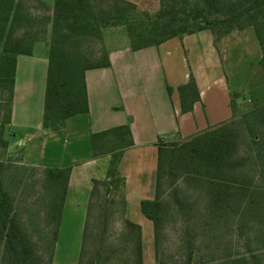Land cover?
I'll use <instances>...</instances> for the list:
<instances>
[{"label": "rangeland", "instance_id": "1", "mask_svg": "<svg viewBox=\"0 0 264 264\" xmlns=\"http://www.w3.org/2000/svg\"><path fill=\"white\" fill-rule=\"evenodd\" d=\"M99 1L112 3L94 0ZM220 1L225 7L215 11L204 0H159L164 11L161 17L156 16L159 8L144 16L145 11L130 7L122 24L102 26L97 36L71 34L67 40L73 53L89 62H100L106 54L103 28L122 25L126 31L130 27L134 36L140 33L145 38H160L170 28L183 27L181 37L189 35L184 45L190 62L193 48L201 53L205 67L216 58L237 109L226 120L232 133L229 161L237 162L227 169L228 179L247 187L246 199L241 203L235 199L230 210L212 213L207 183L185 173L178 150L167 151L160 175L162 209L156 245L152 232H147L148 224L139 223L144 232L143 264H264V72L256 33L258 30L264 40V12L246 9L252 0ZM53 7L54 0H12L3 32L7 43L17 41L24 49L44 41L49 47L56 38L52 32ZM240 12L243 28L225 33L219 19ZM232 31L237 32L227 35ZM208 37L213 39L212 48ZM8 97V88L0 87V179L11 199L13 215L45 263L75 264L82 234L75 232L74 224H64L50 261L59 200L47 185L45 166L36 161L50 160V149L46 155H24L23 145L13 143L12 129L5 123ZM111 136L115 140V135ZM125 136L121 144L114 140L107 143L108 150L124 146ZM63 142L60 149L67 144ZM171 159L176 162L173 168ZM92 208L91 232L82 248L81 264H134L132 241L123 238L127 228L120 212V192L112 189L104 194L101 188ZM141 215L139 207L130 206V220L138 223Z\"/></svg>", "mask_w": 264, "mask_h": 264}, {"label": "crops", "instance_id": "2", "mask_svg": "<svg viewBox=\"0 0 264 264\" xmlns=\"http://www.w3.org/2000/svg\"><path fill=\"white\" fill-rule=\"evenodd\" d=\"M128 1L145 12H155L160 4L159 0ZM187 36L133 49L124 26L103 28L102 42L109 63L86 70L88 109L68 117L57 130L42 126L47 44L36 41L30 54L17 55L9 123L13 143L23 145L24 155H46L50 149V160H36L44 166L70 167L57 239L65 230L64 224H74L75 232L82 234L92 180L107 178L111 155L107 143L114 139L100 132L129 127L118 162L128 216L131 205L140 208L142 199L154 196L159 145L185 139L232 116L233 98L217 59L211 58L205 67L201 53L193 48L191 63L184 45ZM208 45L212 48V37H208ZM258 49L260 60L259 44ZM190 77L198 98L191 110L183 111L178 87ZM62 139L67 144L60 149ZM142 216L138 224H148L147 232L153 234L152 222L149 225Z\"/></svg>", "mask_w": 264, "mask_h": 264}, {"label": "trees", "instance_id": "3", "mask_svg": "<svg viewBox=\"0 0 264 264\" xmlns=\"http://www.w3.org/2000/svg\"><path fill=\"white\" fill-rule=\"evenodd\" d=\"M112 3H95L94 0H54L52 14V32L55 33V40L48 47V67L44 93V107L42 126L45 129L57 130L62 128L68 117L86 112L87 90L85 82L86 70L99 66L108 65L109 61L105 57L100 62H89L77 53H73L68 46V38L71 34L81 36H97L102 26L122 24L129 8L136 9L134 3L128 0H111ZM206 5L215 11L225 7L220 0H204ZM12 0H0V87L8 88L7 120L10 123L11 99L14 88L15 63L18 54H30L33 44L26 48H21L19 43H7L3 35L5 21L11 9ZM249 10L264 12V0H252L249 3ZM148 16L147 12H142ZM242 12L225 14L219 21L224 24V32L233 29H241L244 26ZM164 15L162 5H160L156 16ZM255 17V16H254ZM133 49H138L150 44H158L170 37L183 34V27L170 28L164 31L160 38H145L138 33L134 36L132 29L127 27ZM190 32V31H189ZM257 40L261 50L259 63L264 69V40L258 30ZM181 97V108L183 111L191 110L193 102L198 98V92L192 77L184 85L178 87ZM231 107L235 115V105L232 101ZM129 127L122 125L100 132L102 135H115L117 143H122L123 134L129 135ZM232 133L226 121L210 126L198 133L190 135L184 141H170L159 145L155 193L152 198H145L140 201L141 212L151 220L153 225L154 245H156L157 233L160 224V212L162 203L160 198V175L163 160L167 151H179L181 164L185 166L186 174L204 180L208 185L210 196V209L212 213L230 210L233 200L244 201L247 196L246 188L242 184L234 183L233 179H228V169L235 166L236 161H229V152L232 150ZM98 133L93 134V141ZM121 145L119 149L110 150V161L107 169V178L103 180L93 179L92 189L87 205L85 223L82 232V240L79 250L78 262L81 264L82 248L89 237V224L93 212V200L99 199L101 188L104 194H108L112 189H117L121 195V214L124 227L127 228L123 236L132 241V254L134 264H143V240L141 226L130 220L127 215V203L123 195V177L118 171V162L122 154ZM175 161L171 159L170 167L173 168ZM70 167L45 166L44 176L51 192L58 194V211L55 220V231L50 255V261L54 254V246L57 239L59 222L63 202L66 194ZM59 188L60 190H57ZM55 191V192H54ZM58 191V192H56ZM60 191V193H59ZM249 196V194H248ZM241 203V202H240ZM264 210V205L261 207ZM109 211L108 213H112ZM100 213H97L99 215ZM128 234V235H127ZM49 264L44 262L37 253L31 238L25 233L19 222L13 215L12 202L9 194L3 187L0 179V264ZM90 264H96L95 261Z\"/></svg>", "mask_w": 264, "mask_h": 264}]
</instances>
